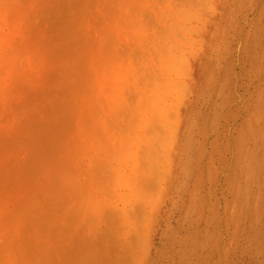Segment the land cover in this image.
Wrapping results in <instances>:
<instances>
[{"label":"rangeland","instance_id":"rangeland-1","mask_svg":"<svg viewBox=\"0 0 264 264\" xmlns=\"http://www.w3.org/2000/svg\"><path fill=\"white\" fill-rule=\"evenodd\" d=\"M0 264H264V0H0Z\"/></svg>","mask_w":264,"mask_h":264}]
</instances>
